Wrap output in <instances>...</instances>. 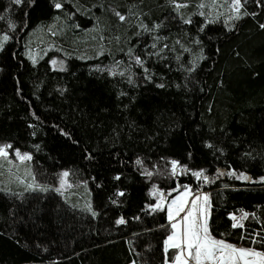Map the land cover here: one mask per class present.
<instances>
[{"label": "trees", "instance_id": "16d2710c", "mask_svg": "<svg viewBox=\"0 0 264 264\" xmlns=\"http://www.w3.org/2000/svg\"><path fill=\"white\" fill-rule=\"evenodd\" d=\"M207 1L0 0V145L28 154L38 183L69 170L95 212L52 189L0 191V264H165L177 250L155 190L264 197V0H241L239 19ZM51 25L62 67L27 54ZM243 228L217 233L264 249V205Z\"/></svg>", "mask_w": 264, "mask_h": 264}, {"label": "rangeland", "instance_id": "374dc122", "mask_svg": "<svg viewBox=\"0 0 264 264\" xmlns=\"http://www.w3.org/2000/svg\"><path fill=\"white\" fill-rule=\"evenodd\" d=\"M15 1V0H13ZM215 1V0H214ZM215 4V5H214ZM205 5H208L211 9L217 7L216 1L213 2V0H209L206 2ZM204 5V7H205ZM231 1L227 7V10L221 11L218 8V12L214 13L211 9L205 10L204 7H201V12H207L208 14H211L212 16L215 14L216 16L218 14H222L224 17L229 16V18L238 15V13L235 12V10L230 7ZM210 16V17H212ZM11 30V29H10ZM7 34H0V43L4 46L6 42L2 41V37ZM9 36V35H8ZM56 34L52 30V25L49 26L46 30L38 29L37 31H32L30 33L29 38L26 42V50L28 56L35 60L39 57H41L43 54H45L47 51L53 52V60L51 61L52 65H56L58 67H62L63 60L60 56L59 48L54 42ZM10 38V37H9ZM2 46V47H3ZM0 47V51L2 49ZM57 54L59 56H57ZM55 61V63H53ZM116 65L115 66H109L107 67V70L110 72L116 71ZM8 156H0V191L5 193H14L18 190H23L24 192H31V191H41L45 192L48 190H55L57 192H60L62 194V197L66 203L71 205L72 207H75L83 212H87L90 214L95 213L91 206V200H90V192L87 187V185L82 180L74 181L69 173V170L64 169L62 170L61 177L59 181L55 184H42L38 183L34 180L33 174L30 169L29 161L28 159L21 160L18 156L15 155V150H9ZM21 154V153H20ZM23 155V154H21ZM67 172L68 176H64L63 173ZM184 189L176 193L171 198H168L167 201L163 202V199H161V194L155 190V195L153 194L154 198L157 200V204H161L166 209L167 217H168V206L172 205V200L175 199L178 196H181ZM213 192V191H212ZM225 194L222 197V201L220 198H218L219 195L222 196L221 191L213 192V195H216L215 197H212V194H208L207 192H200L197 194L192 195L191 193L186 196V203H185V211L181 212L179 216H176L172 221H170L171 225L172 223H178L180 228L182 229V217L187 214V211L192 208V200H194L197 196L200 197V199L197 201V209L203 210L206 213L208 228L211 233V235L218 240H224L225 242L235 245L236 247L240 248H254L257 251H264L262 248H256L254 245H247V243L241 239V241L238 240L236 243L235 241H229V235L225 234L224 232H229L231 235L232 232H239L241 235L240 237L246 236V234H250L253 232V230L246 231L249 229L243 228V221H244V214H249L250 212H255L257 209H259L262 205H264V197L256 195L254 193V190L247 189V188H236L233 190H223ZM219 194V195H218ZM204 197H207V201L204 200ZM216 200H220V203H216ZM216 204V206H214ZM212 206V207H211ZM173 208H175V205H172ZM162 208V207H160ZM214 208V209H213ZM235 216V220H233L231 217ZM169 219V218H168ZM242 225L233 227V224ZM221 228L224 232L217 233L218 229ZM264 229V228H263ZM174 231L172 228L171 234ZM261 235H264V231L260 230ZM170 234V235H171ZM257 234L253 233L252 236H256ZM168 238V237H167ZM167 240V239H166ZM165 240V241H166ZM164 249L166 250V245L164 243ZM165 264H173V261H165Z\"/></svg>", "mask_w": 264, "mask_h": 264}, {"label": "snow or ice", "instance_id": "6c2138e0", "mask_svg": "<svg viewBox=\"0 0 264 264\" xmlns=\"http://www.w3.org/2000/svg\"><path fill=\"white\" fill-rule=\"evenodd\" d=\"M17 5L22 3V0H15ZM186 6V5H185ZM204 7L203 4L199 5ZM56 8H60L61 4L57 3ZM177 7H180L178 5ZM236 13L240 11L241 0H231V5ZM203 15V13H200ZM232 19H239V15L231 17ZM120 19H124L123 16ZM264 27V25H261ZM9 40L8 35L2 37L3 42ZM0 43V47H2ZM136 62L142 63L139 57L136 58ZM55 63V61L53 62ZM115 74V73H113ZM123 75V73H120ZM162 86V85H161ZM12 145H0V156L7 157L8 151ZM15 155L18 156L21 160L31 159L28 154L21 155L17 149ZM137 164H141L140 160L136 161ZM172 173H176L177 162L172 161ZM147 175L151 176V172H146ZM233 173H229L232 175ZM63 175L66 177L68 173L65 172ZM197 178L203 177L205 181H208L207 176H203L202 172L194 173ZM244 180L250 179L247 176L239 177ZM261 180L264 181V177H261ZM155 195V193H153ZM190 194V190L187 186H184V191L181 196L176 197L172 200V205H175V208L172 205L168 206V218L172 221L176 216L183 211H185L186 196ZM123 195V193H120ZM163 194H161V199H163ZM200 199L197 196L192 200V208L187 211V214L182 217V229L178 223H172L171 227L174 229L171 235L168 236L165 241L166 250L168 248L177 250L173 256V264H264V251H257L254 248H243L236 247L235 245L229 244L224 240L215 239L208 228L206 213L203 210L197 209V201ZM204 200L207 201V197H204ZM155 207H163L161 204H157ZM155 210V208H154ZM95 215V213H93ZM247 213L244 214L247 217ZM235 220V216L231 217ZM125 221L120 219L117 221L118 224H122ZM242 225L233 224V227ZM264 240V237L260 238ZM259 241L255 238L252 239L251 243L255 244Z\"/></svg>", "mask_w": 264, "mask_h": 264}, {"label": "crops", "instance_id": "0c3cea01", "mask_svg": "<svg viewBox=\"0 0 264 264\" xmlns=\"http://www.w3.org/2000/svg\"><path fill=\"white\" fill-rule=\"evenodd\" d=\"M214 192H215V191H214ZM207 193H208V191H207ZM208 194H212V197H213V196H214V197L216 196V195H213V192H209ZM218 195H219V194H218ZM222 196H223V194H222ZM222 196L219 195L218 198H220V200H221V199H222ZM220 200H219V201L216 200V203H220V202L222 201V200H221V201H220ZM214 206H216V204H215ZM211 207H212V206H211ZM213 209H214V208H213ZM263 237H264V235H263ZM263 242H264V240H263ZM249 245H251V244H249ZM256 250H257V249H256Z\"/></svg>", "mask_w": 264, "mask_h": 264}]
</instances>
